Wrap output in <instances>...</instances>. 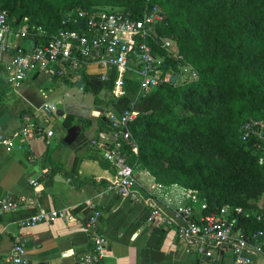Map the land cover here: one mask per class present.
I'll return each instance as SVG.
<instances>
[{
  "label": "trees",
  "instance_id": "16d2710c",
  "mask_svg": "<svg viewBox=\"0 0 264 264\" xmlns=\"http://www.w3.org/2000/svg\"><path fill=\"white\" fill-rule=\"evenodd\" d=\"M152 5L165 15L157 34L173 41L174 53L194 76L159 83L133 104L138 113L129 127L137 149L129 151V161L136 160L156 183L194 191L204 203L202 214L227 206L244 234L264 231L261 211L248 202L264 191V155L257 147L263 139L239 136L245 120L264 121V0H0L9 28L25 25L36 43L66 28L62 15L76 7L138 17ZM150 44L164 55L162 73L179 76L177 62ZM74 75L59 81L73 83ZM124 89L131 98L136 82L125 79ZM81 121L66 114L61 125Z\"/></svg>",
  "mask_w": 264,
  "mask_h": 264
},
{
  "label": "crops",
  "instance_id": "0c3cea01",
  "mask_svg": "<svg viewBox=\"0 0 264 264\" xmlns=\"http://www.w3.org/2000/svg\"><path fill=\"white\" fill-rule=\"evenodd\" d=\"M11 42L13 48L8 53L15 49H30L35 43L27 36L12 37ZM5 55L0 54V58ZM92 66V71L85 72L84 69L81 75L72 77L73 83L67 85L74 86L82 79L83 88H74L75 91L92 90L91 84L96 79L101 89L108 90L107 84L98 77V69ZM39 79L55 78L32 72L18 87L12 88L5 81L0 62V133L12 136L25 125H39L37 119L42 114L50 118L54 112L60 123L57 135L52 128L39 125L43 130H51L52 135L46 138L29 132L20 148L10 151L0 145V201L15 202L14 207L0 215V264H4L12 239L18 234L25 239V257L29 264H81L77 256L88 251L91 245L85 225L91 212L89 202L101 211L96 227L106 241L104 255L96 264H199L200 257L195 253L193 243L177 233L175 224H166L159 219L150 221L143 202L128 201L104 191L113 178L112 168L104 160L102 150L90 147L88 140L105 125L104 114L121 110L128 98L98 100L100 107L92 110L88 117L73 111L68 103L58 105L48 99L54 90L51 85L41 89L42 85L35 82ZM6 85L12 92L4 91ZM46 103H51L53 109L43 111L42 106ZM66 114L83 119L72 124L79 130L69 144L62 141L66 128L61 122ZM83 130L89 135L81 132ZM75 158L78 162L73 171ZM53 164L58 168L52 171ZM137 177L136 192L144 197L149 190V197L166 215L172 216L174 209L183 204H190L193 214L198 215L201 201L197 197L195 201L190 199V190L175 184L156 183L143 170H139ZM63 208L68 211L67 217L40 221L20 229L19 221L23 218L39 211ZM211 251L216 257L215 264H234L229 245H216Z\"/></svg>",
  "mask_w": 264,
  "mask_h": 264
},
{
  "label": "built area",
  "instance_id": "2783aa9c",
  "mask_svg": "<svg viewBox=\"0 0 264 264\" xmlns=\"http://www.w3.org/2000/svg\"><path fill=\"white\" fill-rule=\"evenodd\" d=\"M164 19L165 15L156 5L145 8L138 17L111 8L83 10L76 7L62 15V23L66 28L58 30L42 42H35L30 49H15L13 53H8L13 48L12 37L26 36V27L21 25L14 31L10 29L7 25V13L0 8V54H7L0 58L5 81L12 88H16L32 72L60 80L70 73L79 75L91 64L98 69L100 81L107 84L108 91L114 98L126 95L125 79L135 81L134 95L128 98L121 110L104 114L105 125L98 128L95 135L88 140L90 147L102 150L104 160L112 168L113 178L105 185L104 191L128 201L143 202L148 209L150 221L159 219L166 224H175L177 233L193 243L194 251L200 257L199 264H215L216 257L211 248L221 244L231 247L234 264H264V231L258 229L244 234L235 226L232 209L227 206L202 214L204 203L200 202V211L198 215H194L192 206L183 204L174 209L172 216H168L149 197V190H146L144 197L135 190L141 168L136 160L129 161V151L137 149V142L129 127L138 113L133 104L157 84L169 82L171 77L168 72L162 73L161 70L164 66V55L153 51L150 43L155 48L164 50L168 57L177 62L180 74L187 73L189 78L194 76L188 65L174 53L172 40L157 34L156 27L164 23ZM78 22L82 23V27L78 26ZM52 109L51 103L42 106V110L46 112ZM29 132L35 136L45 135L46 138L52 135L51 130L28 124L12 136L0 133V145L5 151L18 149ZM251 135L263 139V144L258 143L257 147L264 152L263 120L249 118L240 124V139L246 140ZM188 197L196 200L193 191L189 192ZM14 206V201L1 200L0 215ZM88 206L91 212L85 225L91 245L88 251L77 256V261L81 264H96L104 255L106 241L96 227L101 211L93 202H89ZM233 210L240 212V208ZM243 213L252 214L256 220L261 219V214L255 211ZM67 216L68 211L65 208L39 211L21 219L19 226L21 229L40 221ZM4 264H29L25 257V239L21 234L13 237Z\"/></svg>",
  "mask_w": 264,
  "mask_h": 264
},
{
  "label": "rangeland",
  "instance_id": "374dc122",
  "mask_svg": "<svg viewBox=\"0 0 264 264\" xmlns=\"http://www.w3.org/2000/svg\"><path fill=\"white\" fill-rule=\"evenodd\" d=\"M92 70H93L92 65L90 66L87 65L85 68V72H90ZM176 77H177L175 78L176 83H181L188 79L187 73H181L179 74V76H176ZM35 82L42 85L41 89H44V87L48 85L52 86L54 91L52 93V96H48L49 97L48 99H52L53 102L57 103L58 105L61 103H68L69 107L73 111L80 112L88 117H91L92 110L100 107V103H97L98 100L104 99L105 97L112 98V96L110 95L109 91L106 90V88H103V87L102 89L100 88L101 86L96 79L91 84L92 90H82L81 92L75 91L76 89L75 85L74 86L73 84L67 85L55 79H47V80L39 79V80H36ZM47 89L51 90L50 87H48ZM4 91L12 92V89H10L7 86L6 88H4ZM46 118H48V121ZM37 122L43 128H47V127L52 128L55 135H57V133L59 132L60 123L58 121V118L55 112L50 118L42 114L41 117L37 119ZM81 132H84L85 134L89 135V132L86 130H83ZM261 153L264 155V152L262 151V149H261ZM248 202L253 204L256 207V209L261 211L260 213L264 217V191L259 193L256 197L248 199Z\"/></svg>",
  "mask_w": 264,
  "mask_h": 264
},
{
  "label": "water",
  "instance_id": "95a60500",
  "mask_svg": "<svg viewBox=\"0 0 264 264\" xmlns=\"http://www.w3.org/2000/svg\"><path fill=\"white\" fill-rule=\"evenodd\" d=\"M78 26L82 27V23L78 22ZM175 78H176V73L171 75V77L169 79V82L173 83ZM75 85H76L77 89H82L83 88V80L82 79H78ZM78 130H79V128L76 125H70L69 127H67L66 128V134L62 138V141L65 144L71 143L74 140L75 136L77 135Z\"/></svg>",
  "mask_w": 264,
  "mask_h": 264
}]
</instances>
